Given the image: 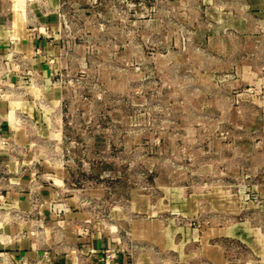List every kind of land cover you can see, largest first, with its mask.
<instances>
[{
    "label": "rangeland",
    "instance_id": "374dc122",
    "mask_svg": "<svg viewBox=\"0 0 264 264\" xmlns=\"http://www.w3.org/2000/svg\"><path fill=\"white\" fill-rule=\"evenodd\" d=\"M53 12L28 24L55 53L22 69L37 92L43 72L59 92L37 148L88 231L118 236L133 264L146 250L179 262L136 236L215 246L219 264L257 259L230 236H264V33L233 31L240 18L214 0H58Z\"/></svg>",
    "mask_w": 264,
    "mask_h": 264
},
{
    "label": "crops",
    "instance_id": "0c3cea01",
    "mask_svg": "<svg viewBox=\"0 0 264 264\" xmlns=\"http://www.w3.org/2000/svg\"><path fill=\"white\" fill-rule=\"evenodd\" d=\"M38 1L39 5L0 0V85H4L0 95V264H23L22 260L26 264H103L100 253L116 244V236L100 228L81 232L90 226L76 196L64 192L63 169L51 165L37 148L43 138L51 137L58 123L60 98L47 73L42 74L44 90L39 93L33 84L36 79L22 69L28 64L39 68L47 55L55 53L37 25L28 24V18L54 16L58 0ZM214 1L226 2L240 18L239 25L230 27L233 31L264 33V0ZM43 98L46 106L39 103ZM136 237L172 251L179 258L177 264H190L185 258L197 255L220 263L217 247L200 244L198 253H188L183 236ZM212 237L200 236L199 240ZM230 237L246 244L257 258L243 264H264V236ZM122 249L112 264H125L127 253ZM151 255V250L138 252L136 264H153Z\"/></svg>",
    "mask_w": 264,
    "mask_h": 264
},
{
    "label": "built area",
    "instance_id": "2783aa9c",
    "mask_svg": "<svg viewBox=\"0 0 264 264\" xmlns=\"http://www.w3.org/2000/svg\"><path fill=\"white\" fill-rule=\"evenodd\" d=\"M3 91H4V85H0V95L3 93ZM0 140L2 141L1 137H0ZM87 231H88L87 228L81 229L82 233H86ZM115 243L116 244L114 246H108L101 251L100 260L103 264H112V260L115 258L118 249H122V247L119 245L120 238L118 236H116L115 238ZM128 259H129V256L127 255V260L125 264H133V262H130ZM22 263L26 264V260H22Z\"/></svg>",
    "mask_w": 264,
    "mask_h": 264
}]
</instances>
